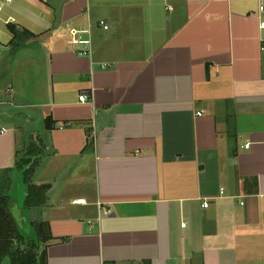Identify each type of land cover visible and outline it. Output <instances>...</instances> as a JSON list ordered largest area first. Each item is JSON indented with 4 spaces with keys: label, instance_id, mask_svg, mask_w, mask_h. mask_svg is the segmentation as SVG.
Segmentation results:
<instances>
[{
    "label": "crops",
    "instance_id": "1",
    "mask_svg": "<svg viewBox=\"0 0 264 264\" xmlns=\"http://www.w3.org/2000/svg\"><path fill=\"white\" fill-rule=\"evenodd\" d=\"M257 6L3 5L0 208L22 232L19 247L25 234L38 243L35 226L45 222L46 264H264ZM88 25L86 58L67 41ZM9 27L32 38L12 48ZM40 186L49 188L45 203L28 207Z\"/></svg>",
    "mask_w": 264,
    "mask_h": 264
},
{
    "label": "trees",
    "instance_id": "2",
    "mask_svg": "<svg viewBox=\"0 0 264 264\" xmlns=\"http://www.w3.org/2000/svg\"><path fill=\"white\" fill-rule=\"evenodd\" d=\"M10 29V33L13 35L10 46L12 48L23 44L24 41L31 39V35L24 32L19 34L16 29ZM20 42V43H19ZM47 186L33 187L29 191L27 199V206L30 208H36L41 206L45 202L46 194L48 191ZM1 205L4 204L0 203ZM35 232L37 236L36 244L25 243L23 250L19 249L18 240L21 239V232L10 217L7 208H0V264L4 258H9L11 264H46V246L50 243L51 237L49 234L48 224L45 222L38 223L35 226ZM16 240V241H15ZM39 253H37V251ZM35 251V252H34Z\"/></svg>",
    "mask_w": 264,
    "mask_h": 264
},
{
    "label": "built area",
    "instance_id": "3",
    "mask_svg": "<svg viewBox=\"0 0 264 264\" xmlns=\"http://www.w3.org/2000/svg\"><path fill=\"white\" fill-rule=\"evenodd\" d=\"M9 0H0V12H2V7L5 3H8ZM257 22L258 28L261 32H264V0H257ZM98 26L102 27L104 30L108 29V26L105 25L103 21L98 22ZM91 25H88L86 29H75L72 28L68 32V41L67 45L73 50V52L80 57H90L92 54L91 46ZM87 96L80 95L78 97L79 102H86ZM200 116V114H197ZM247 149V147H245ZM79 203H84L82 199L78 200ZM99 205V204H98ZM207 203H204V208H207ZM185 224L181 225V228H184Z\"/></svg>",
    "mask_w": 264,
    "mask_h": 264
},
{
    "label": "rangeland",
    "instance_id": "4",
    "mask_svg": "<svg viewBox=\"0 0 264 264\" xmlns=\"http://www.w3.org/2000/svg\"><path fill=\"white\" fill-rule=\"evenodd\" d=\"M3 78V75H0V83L2 82V79ZM3 81H4V78H3ZM2 84H4V82L2 83ZM2 84H0V88H1V86H2ZM6 109H7V107H6ZM27 226H28V228H29V225L27 224ZM26 231V230H25ZM22 233V232H21ZM27 236H29L28 234H25L24 235V237H23V241H25V243L27 244L29 241H28V239H29V237H27ZM31 237V236H30ZM32 238H33V236H32ZM21 245V244H20ZM25 245V244H24ZM24 245H21L20 247H19V249L20 250H23L24 248H25V246ZM39 251L40 250H38L37 251V253H39ZM35 252V251H34Z\"/></svg>",
    "mask_w": 264,
    "mask_h": 264
},
{
    "label": "water",
    "instance_id": "5",
    "mask_svg": "<svg viewBox=\"0 0 264 264\" xmlns=\"http://www.w3.org/2000/svg\"><path fill=\"white\" fill-rule=\"evenodd\" d=\"M18 225L21 226L19 222H18ZM1 264H11V260H9V258L6 257L2 260Z\"/></svg>",
    "mask_w": 264,
    "mask_h": 264
}]
</instances>
